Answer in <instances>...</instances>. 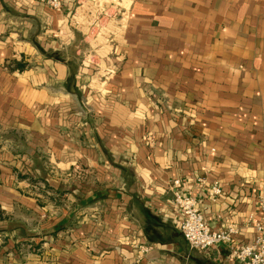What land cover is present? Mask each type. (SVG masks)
Masks as SVG:
<instances>
[{
	"label": "crops",
	"instance_id": "crops-1",
	"mask_svg": "<svg viewBox=\"0 0 264 264\" xmlns=\"http://www.w3.org/2000/svg\"><path fill=\"white\" fill-rule=\"evenodd\" d=\"M76 4L0 0V264H243L191 248L172 195L235 245L255 234L264 0H133L90 62Z\"/></svg>",
	"mask_w": 264,
	"mask_h": 264
},
{
	"label": "built area",
	"instance_id": "built-area-1",
	"mask_svg": "<svg viewBox=\"0 0 264 264\" xmlns=\"http://www.w3.org/2000/svg\"><path fill=\"white\" fill-rule=\"evenodd\" d=\"M132 2L133 0H77L74 22L87 38L89 47L85 59L88 62L102 45L117 44L122 38ZM46 4L52 10H59L63 7V0H46ZM112 72L111 68L97 64L89 85L96 82L98 84L95 87L103 88ZM198 181L206 184L202 177ZM172 185L176 186L177 182ZM206 185L208 198L215 202L221 195L218 182L213 181ZM172 202L181 215L179 230L191 248L205 250L216 245H228L231 255L239 258L243 264H264V194L257 196L259 218L250 216L249 223L255 234L249 242L239 245L233 243V237L240 229L234 224H228L220 230H212L205 222L193 196L181 194L174 189ZM140 249L145 251L142 247Z\"/></svg>",
	"mask_w": 264,
	"mask_h": 264
},
{
	"label": "rangeland",
	"instance_id": "rangeland-1",
	"mask_svg": "<svg viewBox=\"0 0 264 264\" xmlns=\"http://www.w3.org/2000/svg\"><path fill=\"white\" fill-rule=\"evenodd\" d=\"M92 60H93V59H92ZM92 74H93V73H92ZM92 74H91V75H92ZM88 83H89V82H88ZM97 84H98V83L94 82L92 86H94V85L97 86Z\"/></svg>",
	"mask_w": 264,
	"mask_h": 264
}]
</instances>
